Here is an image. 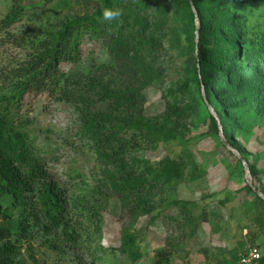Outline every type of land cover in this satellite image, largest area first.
Instances as JSON below:
<instances>
[{"label": "trees", "instance_id": "16d2710c", "mask_svg": "<svg viewBox=\"0 0 264 264\" xmlns=\"http://www.w3.org/2000/svg\"><path fill=\"white\" fill-rule=\"evenodd\" d=\"M8 1L1 19L4 27L23 18L46 20L39 29L11 36L25 44L27 55L5 70L1 81L0 264L19 262L21 241L31 237L29 219L36 222L41 217L76 247L84 234L91 239L101 233L100 211L113 199L127 219L120 250L133 260L139 258L131 230L137 218L162 209L167 184L184 180L188 165L189 178L204 174L187 151L186 136L199 122H208L206 134L211 136H218L221 127L225 141L240 153L254 185L264 193L262 173L237 140L248 136L253 120L264 113V0H41V6ZM106 8L119 9L120 17L106 21ZM86 35L104 38L106 60L81 65L80 46ZM169 58H182L181 76L166 87L164 110L146 115L144 90L160 79L161 65ZM62 63L76 67L64 70ZM30 93L46 94L75 112L77 134L92 150L96 164L92 181L79 187V195L68 193L51 176L22 123L16 124V110ZM169 140L180 144L177 156L165 155L156 162L143 156L146 149ZM242 189L254 196L247 209L253 224L245 227L250 243L246 245L264 249V199L248 182ZM228 200L218 202L225 205ZM2 201L12 203L18 216L12 217ZM169 204L179 208L182 220H190L187 206L193 203ZM80 214L91 221L85 230L73 220ZM255 229L260 238L253 235ZM91 243L82 248L96 251ZM173 249V243L155 249L150 264H173ZM241 253L232 252V264H240ZM92 259L90 263L97 264L95 254ZM260 263L264 264V250Z\"/></svg>", "mask_w": 264, "mask_h": 264}, {"label": "rangeland", "instance_id": "374dc122", "mask_svg": "<svg viewBox=\"0 0 264 264\" xmlns=\"http://www.w3.org/2000/svg\"><path fill=\"white\" fill-rule=\"evenodd\" d=\"M26 1L42 5L41 0ZM8 6V0H0V88L5 70L17 65L27 55L25 44L15 42L11 36L27 29H39L46 20L45 17L41 22L23 18L4 27L1 19L5 16ZM48 7L51 16L50 6ZM104 43V38L84 36L80 46L81 65L106 60ZM181 60L182 58L166 59L161 65L164 67L163 75L144 90L146 115H156L164 110L165 89L181 76ZM61 66L62 69L68 70L75 65L62 63ZM75 118L71 105L55 102L46 94L25 95L20 108L16 110V124L22 123L32 147L44 158L51 176L68 193L79 195V187L92 181L91 171L96 169V164L92 150L77 134L78 125ZM253 122L251 133L237 140L251 153L250 161L254 162L262 173L260 185L264 190V113L257 115ZM207 130L208 122H199L192 125L186 136L187 151L204 169V174H198L195 179L189 178L188 165L184 180L167 184L162 209L157 208L150 214L139 216L131 226L136 235L138 251L141 253L139 258L133 260L120 250L121 228L127 219L122 216L120 203L113 199L100 211L101 233L95 234L91 239H87L84 234L79 241L80 246L76 247L69 246L59 232L50 228L40 216L36 222L33 218L29 219L31 237L21 241V255L17 264H91L94 254L99 258L96 260L97 264H150L154 250L167 243L174 245L173 264H232V252L237 250L239 254L244 245L250 244L245 227H252L253 224L247 209L254 196L242 189L248 182L250 171L243 161L219 140L220 132L218 136H211L206 134ZM181 150L180 144L175 140L162 141L153 149H146L143 156L156 162L165 155L175 157ZM225 197L229 198L228 202L225 205L220 204L218 201ZM173 200H187L194 204L187 206L192 210L189 221L182 220L179 208L169 204ZM3 203L12 217L18 216V209L13 207L12 203ZM28 204L30 205V202ZM81 208L79 205L75 210L80 211ZM156 213L158 214L152 218ZM200 214L204 218L198 220ZM84 218L77 220L73 217L81 230L91 226V221ZM180 224L185 226L182 228ZM92 230L93 227L90 228V231ZM253 235L261 237L256 229ZM90 242L92 250L95 247L97 250L89 253L82 247ZM240 243L245 244L241 247ZM263 250L261 246V254ZM225 260L229 262L226 263Z\"/></svg>", "mask_w": 264, "mask_h": 264}, {"label": "built area", "instance_id": "2783aa9c", "mask_svg": "<svg viewBox=\"0 0 264 264\" xmlns=\"http://www.w3.org/2000/svg\"><path fill=\"white\" fill-rule=\"evenodd\" d=\"M261 253L255 246H247L246 249L240 254V264H261Z\"/></svg>", "mask_w": 264, "mask_h": 264}, {"label": "water", "instance_id": "95a60500", "mask_svg": "<svg viewBox=\"0 0 264 264\" xmlns=\"http://www.w3.org/2000/svg\"><path fill=\"white\" fill-rule=\"evenodd\" d=\"M192 1V0H190ZM196 25H197V28L199 27V22L197 21L196 22ZM210 109L212 110V112L215 114V112L213 111V109L210 107ZM220 137H221V140L225 143V145L231 150L233 151L239 159H242V156L240 155V153L235 149L233 148L230 144H228L226 141H225V138L223 136V133H222V129L220 127ZM243 161V164L244 166H247V163L245 160H242ZM249 169V168H248ZM247 181H248V184L252 187V189L258 194L260 195L263 199H264V194L261 193V191L254 185L253 181H252V177H251V174L249 175V177L247 178Z\"/></svg>", "mask_w": 264, "mask_h": 264}, {"label": "clouds", "instance_id": "9594fccd", "mask_svg": "<svg viewBox=\"0 0 264 264\" xmlns=\"http://www.w3.org/2000/svg\"><path fill=\"white\" fill-rule=\"evenodd\" d=\"M120 15H121V12L119 9L106 8L103 11V17L106 21L118 19Z\"/></svg>", "mask_w": 264, "mask_h": 264}]
</instances>
